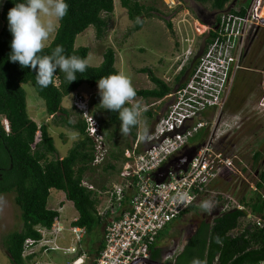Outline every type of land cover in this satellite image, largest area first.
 <instances>
[{
  "label": "trees",
  "instance_id": "1",
  "mask_svg": "<svg viewBox=\"0 0 264 264\" xmlns=\"http://www.w3.org/2000/svg\"><path fill=\"white\" fill-rule=\"evenodd\" d=\"M116 1H119L127 10L128 18L133 23L130 33L140 31L147 18L161 13L156 6L147 5L142 0H65L69 5L67 15L59 20L54 39L39 55H50L57 45H62L66 56L76 55L88 58L90 48L76 47L77 37L93 26L96 38L104 39L109 31ZM193 1L210 4L213 10L218 11L216 25L220 22L222 13L227 10V5L233 0ZM21 2L25 0H3L0 14L3 21L0 31V196L15 193V204L20 209L22 221L21 230L10 233L2 241L13 264H27L22 257L25 241L28 238L40 239L41 235L36 230L37 226L50 229L60 217L58 210L49 207L51 195L54 193H63L66 200L72 202L77 210L78 218L72 225L84 227L87 236L97 234L101 229L104 230L105 218L98 214L97 209L102 202V196L97 191L83 186L82 180L87 179L101 191L107 190L110 186H106L103 180L90 179L99 170L92 166L94 144L86 132L87 122L74 106L75 114L63 107L62 102L64 97L74 94L84 84L94 87L100 78L119 72L116 67V50L111 47L105 51L100 66L89 65L85 72L75 73V81L70 83L66 80L65 74L57 69L53 83L46 88H41L36 83V70L31 67L23 68L19 62L13 63L9 59L13 36L9 31L8 13L11 8ZM250 3L251 0H247L239 10L233 7L228 10L236 15H244ZM138 17L142 23L136 22ZM166 24L172 31L171 21H167ZM202 36L204 45L190 60V64L183 67L175 78L174 84L158 77L149 67L141 68L139 72L147 74L154 87L136 89L137 97L143 98L148 104L156 103L170 95L177 86L184 85L188 78L185 74L191 72L199 56L212 42L215 33L210 30ZM243 81L244 78L242 83ZM29 83L45 102L48 117H52L56 125L67 127L79 135V139L66 157L60 155L54 138L50 134L49 124L38 123L29 116L27 93L23 87ZM234 89L228 108L233 107L234 110H239L244 104L245 97L239 95ZM93 115L98 117L94 112ZM103 116L98 118L110 146V155L101 172L107 175L114 173L118 175L127 160L126 151L132 149L131 140L134 143L137 141L138 129L134 127L131 135L122 136L119 114L104 109ZM159 116L156 110L150 108L144 112L143 121L152 128ZM4 119L10 124V133L5 131L2 123ZM204 137L205 134L202 139ZM197 148L198 144L194 146V150ZM261 157L260 152L255 153V165L259 164ZM255 186L257 190L250 196H243L240 202L248 207L254 216L261 218L262 226L247 223L245 211L220 212L212 222H202L190 244L176 257L175 264H192L193 258L205 261L206 264H264V165L258 170ZM131 193L132 191H129L125 204L130 202ZM219 198L221 199L220 196ZM198 210L199 208L192 207L159 234L150 249L152 259L162 260L163 251L159 247L162 239L166 237L169 230L175 228L177 221ZM103 242V239L100 240L98 245L92 248L94 259L102 250Z\"/></svg>",
  "mask_w": 264,
  "mask_h": 264
},
{
  "label": "built area",
  "instance_id": "2",
  "mask_svg": "<svg viewBox=\"0 0 264 264\" xmlns=\"http://www.w3.org/2000/svg\"><path fill=\"white\" fill-rule=\"evenodd\" d=\"M263 8L264 0H252L244 15L222 13L220 22L210 29L215 37L199 56L184 85L158 101L160 105L168 102L149 131L151 138L147 142L137 139L134 147L126 151L127 160L118 174L121 182L101 191L87 179L82 180L83 186L102 196L97 209L105 218L104 242L94 264H132L141 258H151L150 249L161 232L192 207L199 208L204 200H212L217 195L215 186L238 172L235 163L241 160L235 152L239 147L231 135L242 127L248 111L243 107L229 113L226 108L235 79L245 69L248 46L264 28ZM192 55L191 51L189 64ZM185 66L181 65L178 72ZM261 87L264 89V81ZM89 99L86 94L76 93L73 106L86 120V132L94 144L92 166L102 170L109 159L110 146L103 126L90 113ZM143 106L149 110L154 105ZM2 123L10 133L8 121L4 119ZM202 131L205 137L194 150L197 143L191 141ZM178 158L189 160L186 169L175 172L171 167L165 181L158 183L156 173ZM253 189L256 191V186ZM129 191H132L130 202L125 204ZM178 193H185L187 200L181 202ZM226 197L222 196L225 201L222 212L245 211L247 223L262 226L261 218L254 216L248 207L231 196ZM61 218L50 229L37 226L40 239L25 241L22 257L27 264H63L48 260L47 256L55 252L73 255L67 264L84 263L82 243L86 229L72 225L77 219L66 228ZM67 229L75 244L62 248L58 237ZM176 249L180 253L182 247L178 245L164 253L163 261L173 264L179 255Z\"/></svg>",
  "mask_w": 264,
  "mask_h": 264
},
{
  "label": "rangeland",
  "instance_id": "3",
  "mask_svg": "<svg viewBox=\"0 0 264 264\" xmlns=\"http://www.w3.org/2000/svg\"><path fill=\"white\" fill-rule=\"evenodd\" d=\"M247 0H234L227 5L228 12L231 7L239 10L241 5ZM252 1V0H251ZM2 2L0 0V14L2 11ZM147 5L156 6L161 13L153 14V17L146 19L144 27L137 32L130 33L133 23L128 18V13L121 6L119 1L115 2V12L112 16V25L106 38L98 40L96 38L94 27H90L84 33L80 34L76 40V47L90 48L89 65L98 67L103 62V55L108 48L116 50V67L130 75L133 85L136 89H150L154 84L150 81L147 74L140 73L144 67L151 68L154 73L170 84H174L175 78L179 74L181 65H188L192 51L197 55L204 45L205 33L214 28L218 11L213 10L210 4H200L193 0H142ZM264 17V8L262 10ZM48 19V17H44ZM53 22L59 27V20L52 17ZM171 21L173 30L170 31L166 22ZM3 27V21L0 15V31ZM56 32L46 42L49 46L55 37ZM192 55V56H193ZM191 57V56H190ZM244 70L240 71L235 79L234 90L239 95L245 97L244 104L248 112L245 114V121L242 127L233 135L231 140L239 149L235 152L240 162H236L238 172L232 173L233 176H226L216 186L217 195L210 200L213 204L211 211L202 210L201 206L197 212L190 213L183 217L181 222L174 229L168 231L166 238L161 242L163 254L173 251L176 246L184 244L188 238L190 228L202 221L211 222L214 217L222 212V206L225 201L222 196H231L233 199L240 201L243 196H250L254 191L256 180L258 179L257 171L261 169V162L264 159V89L261 83L264 81V28L260 29L257 37L253 39L246 51L244 59ZM242 78L244 81L242 83ZM27 93L28 113L29 116L38 123H46L50 126V134L54 138L55 145L62 157H66L79 135L67 127L58 126L53 122L52 117H48L45 111V102L38 96L32 84L23 86ZM233 89L231 95L233 94ZM77 93L82 91L91 93L90 105L92 112L96 113L99 118H103L104 107L101 105L98 84L94 87L84 84ZM84 94V93H82ZM75 94L63 98V107L70 109L75 114L73 102ZM230 95V98H231ZM228 100V104L230 102ZM167 100L161 105L158 102L153 103L152 108L159 114L165 109ZM144 104V103H142ZM226 108V112H234L233 107ZM149 104H146L148 106ZM91 112V110H90ZM143 124L141 126V131ZM202 131L192 143H200L203 138ZM260 152L262 157L259 164H254V155ZM240 172V173H239ZM90 179L103 180L106 186L121 182L117 173L104 174L101 169ZM93 184V183H92ZM223 194V195H221ZM62 195L54 193L51 195L49 207L59 209L58 203ZM220 196L221 199L218 197ZM64 208L60 210L61 223L69 228V224L74 217H77V210L73 204L64 199ZM20 209L15 204V193H7L0 196V264H13L9 253L4 248L2 241L7 235L14 231L21 230L22 221ZM104 235V230L92 235L91 240L97 243ZM87 242V244L85 243ZM89 241L85 239L84 245L90 248ZM74 236L67 229L58 237V245L62 248L74 246ZM80 253V252H79ZM179 249H176V255ZM48 260L69 263L72 256H64L61 252L51 253L47 256Z\"/></svg>",
  "mask_w": 264,
  "mask_h": 264
},
{
  "label": "clouds",
  "instance_id": "4",
  "mask_svg": "<svg viewBox=\"0 0 264 264\" xmlns=\"http://www.w3.org/2000/svg\"><path fill=\"white\" fill-rule=\"evenodd\" d=\"M68 9L69 5L65 0H25L9 10V31L13 36L9 59L13 63L19 62L23 68L31 67L36 70V83L41 88L53 83L57 69L63 72L66 80L71 83L76 80L75 73H83L89 66L91 54L88 58L66 56L62 45H57L50 55H39L46 42L57 31V24L51 18L55 17L57 21L62 19L67 15ZM136 22L142 23L139 17ZM98 89L101 105L106 110L119 114L121 135H131V130L135 127L138 129L137 139L147 142L151 135L146 121H142L143 113L147 109L136 99L137 91L131 76L119 71L102 77L98 80ZM177 196L181 202L187 200L185 193H178ZM200 206L204 211H211L213 204L210 200H204ZM192 264L206 262L194 258Z\"/></svg>",
  "mask_w": 264,
  "mask_h": 264
},
{
  "label": "crops",
  "instance_id": "5",
  "mask_svg": "<svg viewBox=\"0 0 264 264\" xmlns=\"http://www.w3.org/2000/svg\"><path fill=\"white\" fill-rule=\"evenodd\" d=\"M113 16V15H112ZM114 17V16H113ZM113 20H112V18H111V21H110V26L112 25V22ZM114 24V23H113ZM110 26H109V30H110ZM88 30V29H87ZM108 34V33H107ZM106 38V37H105ZM90 54V53H89ZM117 54V53H116ZM89 57V56H88ZM188 76V75H187ZM78 91H80V90H78ZM77 91V92H78ZM77 92H75V93H77ZM74 93V94H75ZM81 93H84V94H86V95H88L89 97H90V99H91V93H88V92H85V91H82ZM90 99H89V109L91 110V115L92 116H94L95 118H97V120L99 121V116L97 117V116H95V115H93V112H92V109H91V105H90ZM136 99L137 100H141V103H144V104H148L143 98H141V97H136ZM149 105H151V104H149ZM152 108V107H151ZM144 114V113H143ZM160 115V114H159ZM142 121H143V117H142ZM157 121V120H156ZM155 121V122H156ZM100 122V121H99ZM101 123V122H100ZM143 124V123H142ZM102 125V124H101ZM103 126V125H102ZM142 126V125H141ZM153 126H154V124H153ZM153 126H152V128H153ZM148 127V129H149V131L152 129V128H149V126H147ZM141 130V129H140ZM108 142V141H107ZM109 144V143H108ZM120 182V181H119ZM57 194H61L62 196L60 197V199H58V203L60 204L59 206H61L59 209H55V210H58L59 212H60V210H62L63 208H64V199H66L65 198V195L63 194V193H57ZM54 195V194H53ZM72 203V202H71ZM73 204V203H72ZM74 206V205H73ZM51 208V207H50ZM75 208V207H74ZM193 213V212H192ZM77 214H78V212H77ZM60 217H61V214H60ZM78 218V216L77 217H74L73 219H72V221L70 222V223H72L75 219H77ZM102 230V229H101ZM100 232V231H99ZM93 235H95V234H93ZM92 236V235H91ZM91 236H87V234H86V236H85V238H84V240H83V250L84 251H82L85 255H86V257L84 258V263L83 264H94V258H93V252H91V251H93L92 250V248H94V247H96L97 245H98V243L100 242V240H102V239H104V235L102 236V238L97 242V243H94V242H92V240H91ZM166 238V237H165ZM85 239L87 240V241H89V246H90V248H87L85 245H84V241H85ZM163 240V239H162ZM162 242V241H161ZM161 242H160V244H159V247H161ZM86 244H87V242H85ZM162 248V247H161ZM82 252H80V254L82 253ZM82 253V254H83ZM162 260H163V258H162ZM52 261V260H51ZM56 262V261H55ZM59 263H63V264H67V263H65V262H59Z\"/></svg>",
  "mask_w": 264,
  "mask_h": 264
},
{
  "label": "water",
  "instance_id": "6",
  "mask_svg": "<svg viewBox=\"0 0 264 264\" xmlns=\"http://www.w3.org/2000/svg\"><path fill=\"white\" fill-rule=\"evenodd\" d=\"M131 146L132 148L134 147V142L132 140H131ZM188 161L185 158H178L171 161L167 166H165L163 169L159 170V172L156 173L157 182L162 183L163 181H165V179L167 178V176L171 171V167H174L175 172H179L181 169H186ZM132 264H169V263L163 260H154L152 258H147V259L141 258L134 261Z\"/></svg>",
  "mask_w": 264,
  "mask_h": 264
},
{
  "label": "flooded vegetation",
  "instance_id": "7",
  "mask_svg": "<svg viewBox=\"0 0 264 264\" xmlns=\"http://www.w3.org/2000/svg\"><path fill=\"white\" fill-rule=\"evenodd\" d=\"M236 2H237V0H234V2H233V5L234 4H236ZM189 71H190V69H189ZM188 71V72H189ZM180 74V73H179ZM187 74L188 73H186L185 74V76H187ZM264 165V159L262 160V162H261V167ZM257 174H258V171H257ZM181 222V220H179V221H177L176 223H175V225H178L179 223ZM203 222V221H202ZM202 222H200V223H197L195 226H192L191 228H190V232H189V235H188V238L185 240V242H184V244H182V250L181 251H183V250H185L186 249V247L190 244V241H191V239L194 237V235L196 234V233H198V231H199V229H200V227H201V225H202ZM205 222H207V223H210L209 221H205ZM212 222V221H211ZM194 259V258H193ZM192 259V260H193ZM192 260H191V262H192ZM176 262V261H175ZM175 262L173 263V264H175ZM169 264H171L170 262H168Z\"/></svg>",
  "mask_w": 264,
  "mask_h": 264
}]
</instances>
